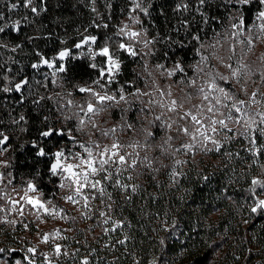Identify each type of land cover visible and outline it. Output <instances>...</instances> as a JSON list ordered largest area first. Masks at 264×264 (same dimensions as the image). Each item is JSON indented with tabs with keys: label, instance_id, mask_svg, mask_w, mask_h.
Returning <instances> with one entry per match:
<instances>
[{
	"label": "trees",
	"instance_id": "trees-1",
	"mask_svg": "<svg viewBox=\"0 0 264 264\" xmlns=\"http://www.w3.org/2000/svg\"><path fill=\"white\" fill-rule=\"evenodd\" d=\"M139 2L147 14L132 12L131 0H32L28 7L26 0H0V26L7 25L0 33V133L9 137L0 154L2 147L8 149L6 170L14 183L32 180L44 194L56 193L57 178L49 180L47 162L37 164L31 144L37 139L45 143L38 133L49 125L66 131V113H71L66 112V99L80 101L84 94L75 92L71 98L66 91L88 86L99 76L90 64H101L105 57L76 56L82 48L75 45L84 33L97 37L94 50L108 46L120 57L119 73L109 89L130 93L144 86L150 69L191 67V56L206 39L228 37L233 23L243 20L247 27L264 9L259 0L247 5L228 0ZM130 15L140 21L136 28L141 39L152 40L147 48L140 41L133 45L136 57L119 48L120 42L128 43L118 29L133 22ZM62 50L70 55L58 60ZM42 59L52 62L54 71L63 64L65 71L47 73ZM25 80L16 92L15 84ZM131 113L127 123L142 137L138 144L149 159H137L127 187L120 183L103 188L100 206L104 218L113 221L107 222L108 231L94 235V228H88L83 234L75 226L66 261L59 264H264V213L251 212L264 198V187L252 185L253 179L264 182V147L248 155L242 150L245 143L234 138L217 151L195 149L184 157L180 134L169 138L155 126H149L151 135L144 133L138 111ZM75 116L70 115L71 121ZM129 132L120 137L124 143L135 142ZM60 140L51 137L47 148L62 147Z\"/></svg>",
	"mask_w": 264,
	"mask_h": 264
},
{
	"label": "rangeland",
	"instance_id": "rangeland-1",
	"mask_svg": "<svg viewBox=\"0 0 264 264\" xmlns=\"http://www.w3.org/2000/svg\"><path fill=\"white\" fill-rule=\"evenodd\" d=\"M261 23L264 21H260L256 17L251 25L241 27V21L238 20L229 28L228 37L221 34L214 40L210 38L201 43L197 51L191 56L193 58L191 67L168 70L159 68L155 73H153V69H150L146 73L147 76L144 75L147 81L144 86L134 89L130 93L123 92V90L114 92L109 89L108 84L104 88L94 83L88 85L101 94L107 93L116 98L107 102L104 106L105 110L97 114L85 116L80 111L81 108L86 110L87 104L94 102L89 94L84 93L82 100L79 101V98H74V93H78L77 90L66 91L67 95L74 98V100L66 99V106L68 107L66 112H71L66 114L69 115L68 117L73 113L76 114L74 122L71 119H66L64 122L66 131L70 128L79 143L93 147L94 151L102 150L105 147L111 149L113 142H116L121 146L118 149L119 153L125 155L128 164H131L133 159L137 163V159L141 157H143V161H146L149 157L144 154L143 148L138 144L142 137L136 136L137 131L134 126L127 123L130 114H132L131 111L137 110V117L143 125L144 133L150 132L149 126H155L154 129L169 138L175 134H180L181 140L183 139L180 147L185 151L182 154L184 157L195 149H203L205 152L217 151L222 145L228 144L234 138L245 143L242 150L246 151L248 155L259 154V149L264 147V135H261L260 132L261 129H264V124L260 123L261 118L257 115V113H264V35L260 32L259 25ZM127 25L130 26L131 30L138 31L136 23L131 21ZM86 35L88 34L84 33L82 39ZM141 38L138 39L143 44L144 41ZM250 39L251 45L248 44ZM83 54H89L88 46L83 47L76 56L79 57ZM114 56L120 61L121 66L122 62L118 54H114ZM241 65L245 67L241 68ZM46 69L47 73L54 71L53 68L47 67ZM237 69L240 71L236 76H233L232 72ZM116 76H114V80ZM220 76L227 77V81L221 80ZM210 78H214L217 85L223 87L233 96L232 100H223V103L231 107L237 101L244 102L242 112L237 113L235 109L229 112L227 108H221V114L217 116H212L211 113L207 112V105L209 102L214 103V101H211V97L209 101L203 100L199 89L205 87ZM205 91H207L206 87ZM162 92L164 96H161ZM253 93H256L255 97H253ZM120 95H124L123 100L119 99ZM213 95L221 94L216 92ZM221 98L223 99V97ZM172 100L177 102L175 111L168 110ZM70 101L73 108H69ZM161 104L165 106L161 107ZM198 107L202 108L203 111L198 112ZM185 112L197 115L206 128L209 124V117L220 119L223 118V115H232L238 118L243 115V112L254 117L256 124L252 126L253 130H249L248 135H242L240 133L243 132V122L236 124L226 120L227 128L219 129L217 126L219 130L216 133L209 129L206 131V135L211 139L204 140L203 137L195 133V128L198 126L193 124L190 116L181 119ZM156 117L160 119H156ZM80 119L85 120V124L82 126L79 125ZM184 128L189 129L188 135L184 134ZM124 131L126 133L130 131V136L135 137L134 143H124L120 140V137L126 136ZM104 133H108V135H104ZM194 134L197 135L195 140L192 138ZM212 140H215L216 144H213ZM253 140L256 141L255 144L252 143ZM96 144L100 145V149H95ZM7 150L1 148L0 161H6L8 166L7 155L5 154ZM79 151L83 152L82 149ZM114 159H118V157ZM180 162L182 167V158ZM128 164L123 166L115 164L108 173H101L93 179H101L102 188H108L112 185L120 186V183L121 185L126 184L125 187H127L132 182L136 169V165L129 167ZM118 168L119 171H117ZM6 169L7 167H0V195L7 196L9 200H18L19 196L23 195L22 188L26 187L27 182L14 183ZM109 174L110 178L102 179L103 176ZM9 180H11V184H9ZM259 180L263 182L261 178ZM17 190L19 194H17ZM52 193V195L51 193L44 194L38 189L37 193L30 194L45 201L51 200L52 204L47 206L49 208L55 206L59 210V215L45 214L43 210H40L39 219L35 214L36 210L32 209L30 205H23L24 214L20 215L19 212L11 210L10 203L0 199V207L7 209L0 212V250H3L0 251V264H29V260L32 261V264H59L60 261H66V253L70 245L73 244V237L76 235L73 234L76 230L75 226H77V232L83 234L88 228H94L92 229L94 235L108 231L107 222L113 221L110 216L104 218L100 215L103 212L100 203L105 197L104 190L103 195H100L96 190H86L85 194L89 198L90 211L84 207L83 200L77 204L65 201L64 197L71 194L69 189L57 188L56 193ZM115 228L116 226H114ZM87 232H85L86 235ZM45 234H48L49 237L46 243L42 242ZM79 242L77 240V243ZM57 246L60 248L59 254L55 251ZM29 248L35 249V252H28Z\"/></svg>",
	"mask_w": 264,
	"mask_h": 264
},
{
	"label": "snow or ice",
	"instance_id": "snow-or-ice-1",
	"mask_svg": "<svg viewBox=\"0 0 264 264\" xmlns=\"http://www.w3.org/2000/svg\"><path fill=\"white\" fill-rule=\"evenodd\" d=\"M203 3V0H201ZM228 2L231 4L233 2L240 4V5H247L251 3V0H228ZM260 4L264 5V0H259ZM32 3V0H26V3L24 4V7H28ZM131 3L133 5L131 11L135 12L137 10L143 11L145 14H147V9L142 6V3L139 2V0H131ZM16 5L13 4L12 8H15ZM187 6H185L186 8ZM11 10V9H10ZM95 10V9H93ZM177 10L179 11V6H177ZM31 11L35 13L37 11L36 7H32ZM3 15H0V20H3ZM129 19H133L134 23H139L140 21L138 19L133 18L131 15L129 16ZM257 19L260 21H264V11H260L257 14ZM17 24H19V21H17ZM243 20H241V27H243ZM7 25L0 26V33L5 32V28ZM15 28V26H13ZM104 27H107V25H104ZM260 32L262 35H264V23H261L259 25ZM118 32L121 36L126 37L128 43L120 42L119 48L126 52L131 57L137 56V51L134 50L133 45L135 43L139 42V37L141 36L140 31H134L131 30L130 26L125 24L123 27H120L118 29ZM193 39H198V37H193ZM97 43V37L92 35H86L83 37L81 41L76 43L75 47L77 49L83 48L85 46H88V53L90 54L92 60H96L97 57H105L106 61L102 62L101 64H90V67L92 69H99V76L98 78L93 81L94 84L98 85L101 88H104L107 84H110L114 81V76L119 73L120 70V61L115 58L113 53H110L108 46H103L99 48L98 50H94L92 48V45H95ZM152 43V40L149 39L144 42V47L147 48ZM248 44L251 45L252 41L251 39L248 41ZM17 47H19L17 45ZM15 51V48L12 49ZM70 55V52L67 50H62L58 53L57 59L58 60H64L66 57ZM42 62L48 67L53 68L54 65L52 62L42 59ZM33 68H37V64L32 65ZM158 67H162L161 65H158ZM177 68L180 67L179 64L176 65ZM230 67V66H229ZM245 67L244 65H241V68ZM56 71L63 73L65 71V67L63 64H59L56 67ZM56 71L53 72V76L56 75ZM240 69L234 70L232 72L233 76H236ZM171 75V73H169ZM251 74L250 72L248 73ZM221 80L227 81V77L220 76ZM103 81V83H102ZM26 83V81L15 84V91L20 92L23 84ZM55 83V81H53ZM205 87L207 88V91H205ZM205 87H201L199 89V92L202 94V98L205 101H209L211 97V101H214V103L209 102L207 105V112L211 113L212 116H217L220 113L221 108H227L229 112L232 111V109H235L237 113H240L243 111V101H237L236 103L232 104L231 107H229L227 104L223 103V100H232L233 96L226 91L223 87H220L216 84L214 78H210V81L206 84ZM4 92L10 91L8 88L2 89ZM79 93H87L89 94L94 102H90L87 104L86 110L84 108H81L80 111L84 113L85 116H89V114H97L100 111L105 110V105L109 101H113L116 98L113 95H108L107 93L101 94L100 92L94 90L91 86L86 87H80L77 89ZM220 93L221 95H213V93ZM71 94V93H70ZM170 95V93H169ZM253 97L256 96V93L252 94ZM161 96H164V93H161ZM223 97V99L221 98ZM120 100L124 99V95H120ZM118 102V101H117ZM254 103L256 101H253ZM71 104V101L69 102ZM176 104L177 102L175 100H172L170 102V106L168 107L169 111H175L176 110ZM239 105V106H238ZM164 104H161V107H164ZM203 111L202 108L198 107V112ZM78 115V114H77ZM223 115V114H222ZM257 115L260 116V123L264 124V113H257ZM190 116L191 121L194 125L198 126L195 128V133L198 134V136L203 137L204 140H210L211 137L206 135V131L209 129L211 132L216 133L219 129L227 128L226 120L231 121L236 124H241L243 122V132L240 134L242 135H248L249 130H253L252 126L256 124V120L254 117L250 116L247 112H243V115L237 117H234L232 115H223V118L220 119H212L211 117L208 118L209 124L206 128L205 125L202 123L201 119L198 118L197 115H192L189 112H185L184 115L181 117V119L188 118ZM24 117L21 116L20 120H23ZM65 119H71V117H65ZM156 119H160L159 117H156ZM85 120L80 119L79 125H84ZM219 126V129L218 127ZM115 131V129H113ZM184 134H189V129L184 128L183 129ZM261 135H264V129L260 130ZM39 137L43 138L45 143L42 144L40 139H37L32 142L31 146L35 150L34 155L37 158V164L42 162H47V175L49 180L52 178H57L59 181L56 185L59 189H69L71 194L64 197L66 202L77 204L81 200L84 201V207L88 208L89 211V198L85 194L86 190H96L100 193V195H103V188L101 187V179H93L96 176H99L101 173H108L109 169L115 165L119 164L121 166L128 164V160L125 157V155H122L119 153L118 149L121 147L116 142H113L111 145V149L105 147L102 150L94 151L93 147L86 146L85 144L79 143L77 137L72 133L71 129H67L65 131L64 129H57L54 125H49L45 129H42L38 133ZM104 135H108V133H104ZM151 135V133H149ZM0 136H3V139H0V145H4L9 137L4 135L3 133H0ZM61 137L60 143L63 144V147H57L56 150L50 151L47 148V141L53 137ZM66 137V139H64ZM193 140L197 138V135H193ZM213 144H216L215 140H212ZM253 144L256 143V141H252ZM74 149H77L74 151ZM79 149H82L83 152L79 151ZM95 149H100V145L96 144ZM116 150V151H114ZM118 157V159H114ZM136 163L135 159L132 160L131 164H128L129 167L134 166ZM0 167H7L6 161H0ZM120 169L118 168L117 171ZM37 174L40 175L41 173L37 171ZM110 178V174L107 176H103L102 179H108ZM9 184H11V180H9ZM117 184H119V181H117ZM252 185L257 186L260 185L264 187V182L253 179ZM14 190L15 187H14ZM37 185L32 182V180H28L26 183V187L22 188L23 195L19 196V199H11L9 200L7 196L0 195V199L5 200L6 203L11 204V210L19 212L20 215L24 214V207L23 205H30L32 209H35V214L37 215V218L39 219L40 216V210H43L45 214H51V215H59V210L55 208V206L49 208L47 205H51V200H42L36 195H30L32 193H37ZM17 194H19V191L17 190ZM7 209L4 207H0V212H4ZM261 211L264 213V199H258L257 202L251 206V212L256 213L257 211ZM101 216H104V212L100 213ZM107 222V221H105ZM58 235V233H57ZM48 234H45V236L42 239V242L46 243L48 241ZM163 243V241H161ZM3 251V250H0ZM56 253H60V248L57 246ZM28 252L34 253L35 249L29 248ZM29 264H32V261L29 260ZM83 264H88L87 260L83 261Z\"/></svg>",
	"mask_w": 264,
	"mask_h": 264
},
{
	"label": "water",
	"instance_id": "water-1",
	"mask_svg": "<svg viewBox=\"0 0 264 264\" xmlns=\"http://www.w3.org/2000/svg\"><path fill=\"white\" fill-rule=\"evenodd\" d=\"M26 81V80H25ZM24 82V81H23Z\"/></svg>",
	"mask_w": 264,
	"mask_h": 264
}]
</instances>
